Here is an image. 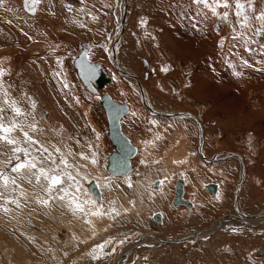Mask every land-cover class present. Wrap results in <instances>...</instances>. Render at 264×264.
Returning <instances> with one entry per match:
<instances>
[{
	"label": "rangeland",
	"instance_id": "rangeland-1",
	"mask_svg": "<svg viewBox=\"0 0 264 264\" xmlns=\"http://www.w3.org/2000/svg\"><path fill=\"white\" fill-rule=\"evenodd\" d=\"M118 3L41 0L32 14L23 0H6L11 10L0 8V67L7 70L0 123L8 129L0 136V264H118L145 235L173 242H140L120 264H264V220L242 222L237 213L264 214V37L253 36L251 44L233 39L246 31L234 8L217 10L229 11L225 21L191 0H129L113 56ZM253 3L264 10V0ZM204 11L221 30L201 24ZM141 19L148 22L143 27ZM84 49L111 77L97 94L74 67ZM114 62L140 80L144 95ZM113 75L122 85L112 83ZM103 94L131 110L122 128L138 153L126 177L109 179L106 169L114 148ZM143 99L156 111L194 115L203 154L195 120L156 116ZM218 153L211 163L202 156ZM178 183L185 204L175 203Z\"/></svg>",
	"mask_w": 264,
	"mask_h": 264
},
{
	"label": "water",
	"instance_id": "water-1",
	"mask_svg": "<svg viewBox=\"0 0 264 264\" xmlns=\"http://www.w3.org/2000/svg\"><path fill=\"white\" fill-rule=\"evenodd\" d=\"M128 1L129 0H119L118 6L116 5L115 15L116 13L122 11V18L118 22H116V36L112 45V53L114 54L118 53V49L122 44V35L124 33V27L127 23L126 16ZM88 51V49H84L81 53H79L74 61V65L77 74L86 89L93 94H97V88H104L105 85L111 81V78L105 73L100 63L91 62L88 59ZM101 104L106 112V116L109 122V138L113 144V147L115 148V150L112 151L108 156L109 162L107 165V170L110 172L111 176L128 175L133 169L131 160L137 154V148L132 144L131 140L124 134L122 130L121 120L124 116L129 114L128 105L126 103H119L113 100L109 94L102 95ZM155 111L156 110H153L152 112ZM157 114L162 117H174V115L160 113ZM202 146V142H200V149H202ZM222 154L223 153L216 154L212 159L208 160V162H212L213 160L218 159L220 156H222ZM232 155L236 154H231V156ZM244 174L245 169L242 165V179H244ZM240 186L241 185L238 186V189H240ZM89 188L95 198H102L100 189L94 181H91L89 183ZM177 191L178 196L176 198V203L180 204L182 202L183 191L181 183L178 184Z\"/></svg>",
	"mask_w": 264,
	"mask_h": 264
},
{
	"label": "snow or ice",
	"instance_id": "snow-or-ice-1",
	"mask_svg": "<svg viewBox=\"0 0 264 264\" xmlns=\"http://www.w3.org/2000/svg\"><path fill=\"white\" fill-rule=\"evenodd\" d=\"M40 2L41 0H23L25 9L30 11L32 14H35L36 5L40 4ZM191 3L193 5L203 6V8L209 9L214 17H220L225 21L228 20L229 11H223L222 13H220L217 10L220 8H234L235 11L232 14L237 18V24L239 28L246 31L236 32V35L233 37V39H241L244 40L246 44H251L253 42V36L258 35L264 37V10H260L259 12H257L254 7L253 0H191ZM0 8H4L6 11L11 10L6 6V0H0ZM69 10H71V6H69ZM93 19H95V17H93ZM194 19L195 18L193 17V20ZM253 21H255V25L253 24ZM139 23L143 27L148 22L147 20L141 19ZM193 27H198V25L194 23ZM233 31L235 32V28H233ZM249 32L251 33V35H249ZM147 35L151 36L150 33H148ZM152 38L155 39V37ZM219 43L221 46H223L224 40L222 39ZM233 55H235V53H233ZM244 64L251 67V65H249L248 61L246 60L244 61ZM167 70V68L161 69V71L164 72H166ZM6 71V69L0 67V87L3 86L4 81L2 78L6 75ZM235 74L237 76L241 75L240 72H236ZM56 75H59V73H56ZM64 87L67 88L68 85L65 84ZM2 112L3 109H0V113ZM133 115H135V113H133ZM2 120L3 116L0 115V122H2ZM152 123L154 124L155 121H153ZM7 131L8 129L3 127V124L0 123V136H3ZM0 180H3L2 173H0ZM229 231H231L232 233H237L238 231H240V229L230 227ZM96 247H98L101 252L104 251L103 244H99ZM94 258L100 259L99 256H95Z\"/></svg>",
	"mask_w": 264,
	"mask_h": 264
},
{
	"label": "bare ground",
	"instance_id": "bare-ground-1",
	"mask_svg": "<svg viewBox=\"0 0 264 264\" xmlns=\"http://www.w3.org/2000/svg\"><path fill=\"white\" fill-rule=\"evenodd\" d=\"M199 10V9H198ZM197 12H199V11H197ZM199 16H200V19H201V21L202 20H204V24L203 23H201L204 27H206V25L205 24H207L206 22H208L209 23V21H210V30H212V32H214V30H217V31H219V29H220V24H218V23H215L214 24V21H213V17L211 16V15H209V13L207 12V11H204V12H200L199 14H198ZM211 21H213V23L211 22ZM220 23H221V21H220ZM218 28V29H217ZM221 30V29H220ZM213 34V33H212ZM214 35V34H213ZM113 56H114V53H113ZM113 56H112V59H113ZM76 59V58H75ZM75 59H74V61H75ZM89 59V58H88ZM90 60V59H89ZM124 60V59H123ZM116 61V60H115ZM92 62V61H91ZM96 63H98V62H96ZM102 65V64H101ZM114 66H115V68L121 73V74H124L126 77H129V78H132V79H135L137 82H138V84H139V87H140V91H142V89H143V87H142V85H141V83H140V80L137 78V77H135L133 74H129L128 72H126L125 71V69H122V68H120L115 62H114ZM74 67H75V65H74ZM102 68H103V66H102ZM104 69V68H103ZM75 70H76V68H75ZM105 71V70H104ZM77 72V71H76ZM105 73H106V71H105ZM107 74V73H106ZM78 75V74H77ZM108 75V74H107ZM79 77V76H78ZM111 78V77H110ZM112 83H114L115 82V84L117 85V86H120V85H122V81H120V80H118V78H117V75H113L112 76ZM82 82V81H81ZM111 82V81H110ZM109 82V83H110ZM108 84V83H107ZM106 84V85H107ZM84 85V84H83ZM105 85V86H106ZM111 86V85H110ZM86 88V87H85ZM98 89L99 90H101L100 88H97V91H98ZM102 89H104V88H102ZM142 93H143V95H144V92L142 91ZM141 96V95H140ZM145 98L146 99H148V97L145 95ZM113 99V98H112ZM114 100V99H113ZM101 101H102V97H101ZM143 101H144V99H143ZM148 101H149V103L151 104V105H154V107H155V105H156V103H155V101L153 100V99H148ZM101 103V102H100ZM120 103V102H119ZM144 104L145 105H147V101L145 102L144 101ZM102 105V104H101ZM158 105V104H157ZM146 107H148L149 108V106L147 105ZM128 108H129V106H128ZM104 109V108H103ZM149 110L152 112L154 109H152V108H149ZM105 111V110H104ZM137 111V110H136ZM139 111V110H138ZM137 111V112H138ZM155 112H157V113H160V114H167V115H174V117H162V116H160V115H158L157 113H155ZM155 112H152L153 114H155L156 116H159V117H161V118H183V117H189V118H191L192 120H195L196 122H197V119L194 117V115H192V114H184V113H181V114H172V113H164V112H160V111H155ZM129 113H130V108H129ZM105 114H106V112H105ZM129 115V114H128ZM127 116V115H126ZM126 116H124V117H126ZM123 117V118H124ZM123 120V119H122ZM122 120H121V124H122ZM197 124H198V126H199V128H200V142H202V145L204 146V138H203V130H202V128H201V125H200V123L199 122H197ZM122 130H123V128H122ZM201 137H202V139H201ZM129 138V137H128ZM130 139V138H129ZM131 140V139H130ZM132 142V141H131ZM133 144V143H132ZM113 145V144H112ZM135 146V145H134ZM203 146H202V149H200V153L201 154H203L202 152H203ZM136 147V146H135ZM114 148V147H113ZM137 148V147H136ZM114 150H115V148H114ZM137 153H138V149H137ZM148 150L147 151H145V156L144 157H147L148 156ZM231 154H236V153H226V156H228V157H235V158H239L240 160H241V162L243 163V159L241 158V156L239 155V154H236V155H238V156H236V155H232L231 156ZM137 155V154H136ZM151 155V154H150ZM203 156V159L206 161V162H208V160H210V159H212V158H206V156H204V155H202ZM148 158V157H147ZM134 159V158H133ZM220 159V157L218 158V159H216V160H213L212 162H214V161H217V160H219ZM108 162H109V160H108ZM131 163H132V160H131ZM209 163H211V162H209ZM108 165V164H107ZM244 166V165H243ZM132 167H133V165H132ZM242 167V166H241ZM106 169H107V166H106ZM245 169V168H244ZM133 170H134V168L132 169V171L129 173V174H131L132 172H133ZM108 171V170H107ZM108 173H109V179H112V178H114V177H116V176H111V174H110V172L108 171ZM126 176H128V175H125V176H117V177H126ZM243 177H245L244 175H243ZM242 181V182H241ZM243 182H244V179H242V177H241V180H240V183H239V185H241L242 186V184H243ZM179 184V183H178ZM97 185V184H96ZM98 186V185H97ZM178 186V185H177ZM241 186H240V188H241ZM89 187V186H88ZM183 187V186H182ZM99 188V187H98ZM183 189V188H182ZM209 189L211 190V191H215V186L214 185H211V186H209ZM89 190H90V188H89ZM239 190V189H238ZM91 191V190H90ZM176 191H177V188H176ZM101 192V191H100ZM92 193V192H91ZM183 193H184V191H182V202L180 203V204H185L184 203V200H183ZM235 195H237L236 196V198H235V202H234V206L237 208V210H238V191H236L235 192ZM101 196H102V194H101ZM177 196H178V191H177ZM177 196H176V198H177ZM95 198V197H94ZM176 198H175V203H176ZM98 199V198H97ZM102 199V198H101ZM101 199H99V200H101ZM177 204V203H176ZM124 205L125 206H127L128 205V203H124ZM178 205V204H177ZM237 213L240 215V217H241V220L240 221H242V222H248L249 221V219L251 220L250 222L252 223V222H258V221H260V220H264V214H262V215H258V216H254V217H252V218H250V217H248V216H246V215H243V214H241L240 212H239V210L237 211ZM237 217H239V216H237ZM160 218V217H159ZM231 218H234L235 219V217H232V216H230L229 218H227V217H225L224 218V220H223V222L221 221V220H219L218 221V223H217V225L220 223V222H222L221 223V226H222V224L223 223H225V222H228ZM120 222V221H119ZM217 225H215V226H217ZM118 226V225H117ZM214 226V227H215ZM219 226V225H218ZM214 231V229L213 230H206V231H202V232H199L198 233V235H196V236H207V235H209V234H212V233H214L213 232ZM192 235H190L189 237H191ZM195 236V237H196ZM187 237V236H186ZM186 237H184V238H186ZM184 238H182V239H184ZM156 241H157V243H159L158 245H161L162 243H164V242H166V243H172L173 242V240H166V239H155V237H152V236H146L145 235V239H143L142 241H139V242H137V243H139L138 245H140L141 243H144V245H154V244H156ZM141 242V243H140ZM138 245H135V246H133V247H135V248H138V247H140V246H138ZM133 247L131 248V246L128 248V249H126L125 250V252H122L121 253V255L116 259V260H118L119 259V262H118V264H120L122 261V259H125L123 256H124V254L126 253V255L127 254H129L130 252H131V250L133 249ZM123 264H124V262H123Z\"/></svg>",
	"mask_w": 264,
	"mask_h": 264
},
{
	"label": "flooded vegetation",
	"instance_id": "flooded-vegetation-1",
	"mask_svg": "<svg viewBox=\"0 0 264 264\" xmlns=\"http://www.w3.org/2000/svg\"><path fill=\"white\" fill-rule=\"evenodd\" d=\"M144 239H145V237H144ZM139 241H141V240H137L136 242H139ZM135 246V245H134Z\"/></svg>",
	"mask_w": 264,
	"mask_h": 264
},
{
	"label": "crops",
	"instance_id": "crops-1",
	"mask_svg": "<svg viewBox=\"0 0 264 264\" xmlns=\"http://www.w3.org/2000/svg\"><path fill=\"white\" fill-rule=\"evenodd\" d=\"M130 112H131V110H130ZM98 185V184H97ZM89 186V185H88Z\"/></svg>",
	"mask_w": 264,
	"mask_h": 264
}]
</instances>
